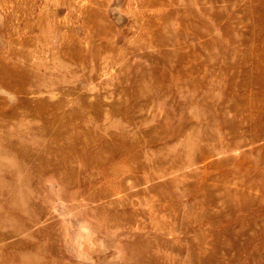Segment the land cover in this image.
Instances as JSON below:
<instances>
[{
  "label": "rangeland",
  "instance_id": "1",
  "mask_svg": "<svg viewBox=\"0 0 264 264\" xmlns=\"http://www.w3.org/2000/svg\"><path fill=\"white\" fill-rule=\"evenodd\" d=\"M0 264H264V0H0Z\"/></svg>",
  "mask_w": 264,
  "mask_h": 264
},
{
  "label": "bare ground",
  "instance_id": "2",
  "mask_svg": "<svg viewBox=\"0 0 264 264\" xmlns=\"http://www.w3.org/2000/svg\"><path fill=\"white\" fill-rule=\"evenodd\" d=\"M30 81V80H29Z\"/></svg>",
  "mask_w": 264,
  "mask_h": 264
}]
</instances>
